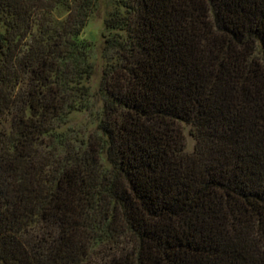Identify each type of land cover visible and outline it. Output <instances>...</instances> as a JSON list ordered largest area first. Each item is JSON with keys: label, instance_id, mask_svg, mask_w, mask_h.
<instances>
[{"label": "trees", "instance_id": "1", "mask_svg": "<svg viewBox=\"0 0 264 264\" xmlns=\"http://www.w3.org/2000/svg\"><path fill=\"white\" fill-rule=\"evenodd\" d=\"M97 1L0 0V264H264V0H111L95 80Z\"/></svg>", "mask_w": 264, "mask_h": 264}, {"label": "rangeland", "instance_id": "2", "mask_svg": "<svg viewBox=\"0 0 264 264\" xmlns=\"http://www.w3.org/2000/svg\"><path fill=\"white\" fill-rule=\"evenodd\" d=\"M111 9V0H98L90 19L81 32V38L93 45L91 60L96 67L95 80L99 78L101 68L104 64L101 57L103 38L106 36V32L104 31V20ZM56 16L63 19L65 14L60 10ZM1 31L2 26L0 25V32ZM94 125L90 113H73L68 117L67 122L62 126L60 131L65 133L66 138L69 140L75 139L76 141H84L87 137H90L91 133L94 131ZM183 127L186 145L185 151L191 153L195 145V140L189 133L190 127L185 125Z\"/></svg>", "mask_w": 264, "mask_h": 264}]
</instances>
